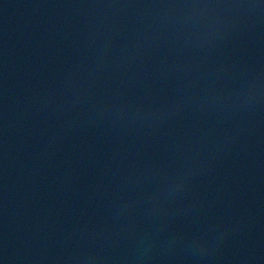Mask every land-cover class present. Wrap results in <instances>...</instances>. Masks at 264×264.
I'll list each match as a JSON object with an SVG mask.
<instances>
[{"label":"water","instance_id":"1","mask_svg":"<svg viewBox=\"0 0 264 264\" xmlns=\"http://www.w3.org/2000/svg\"><path fill=\"white\" fill-rule=\"evenodd\" d=\"M0 264H264V0H0Z\"/></svg>","mask_w":264,"mask_h":264}]
</instances>
